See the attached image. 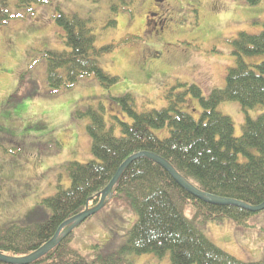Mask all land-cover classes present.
<instances>
[{"label":"trees","instance_id":"trees-1","mask_svg":"<svg viewBox=\"0 0 264 264\" xmlns=\"http://www.w3.org/2000/svg\"><path fill=\"white\" fill-rule=\"evenodd\" d=\"M45 1L18 0L17 12L26 17L25 8L36 3L41 6ZM243 1L255 5L259 0ZM8 7L7 0H0L3 39L12 37L9 24L4 26L12 18ZM35 10L36 5L27 16H39L45 23L55 18L68 48L42 54L48 64L50 88L70 87L80 76L89 74H95L104 86L114 83L115 79L101 69L97 59L111 51L115 44L95 45L97 36L91 17L65 12L59 7L53 11V16L52 9L49 11L46 6L38 9L37 16L33 13ZM232 45L235 65L228 69L226 85L223 89H214L208 97H203L195 84H179L166 91L167 105L161 109L138 111L131 96L120 98L122 109L131 117L130 122L114 116L115 121L108 123L98 110L80 112L91 118L87 130L93 158L87 162L72 160L66 163L70 184H58L56 193L39 203L49 206L50 212L44 220L29 221L32 219L26 216L9 225L0 222V252L23 256L38 251L60 225L88 207L96 206L120 166L141 152L162 156L206 193L252 205L263 204L264 112L253 118L249 109L264 106V24L258 33L240 31L232 39ZM247 56H261L262 59L250 63L246 61ZM25 77L32 80L34 75ZM40 93L33 89L28 96L34 98ZM194 98L202 105L199 118L193 111ZM224 101L239 102L245 113L239 136L235 135L233 119L218 110ZM117 126L120 134L116 133ZM166 127L169 130L166 137L154 132ZM2 128L1 125L0 139L4 136ZM113 202L129 205L137 215L125 242L117 250L105 252L96 245L95 251L83 254L71 244L72 232L43 257L29 264H134L131 256L144 254L158 259L169 256L170 264H264V258L251 262L230 255L196 224L223 225L230 220L227 223L236 228L251 227L249 220L254 213L234 205L211 204L191 195L168 171L146 156L136 158L123 171L106 205ZM189 208H192L190 216L187 215Z\"/></svg>","mask_w":264,"mask_h":264},{"label":"rangeland","instance_id":"rangeland-1","mask_svg":"<svg viewBox=\"0 0 264 264\" xmlns=\"http://www.w3.org/2000/svg\"><path fill=\"white\" fill-rule=\"evenodd\" d=\"M7 1L12 18L4 25L9 24L12 37L3 39L5 31H0V101L14 89L17 76L24 68L23 71L30 74L34 71V78L26 84L28 89H42L45 72L40 66L33 69L35 65L27 63L33 55L46 61L40 49L63 47L62 33L56 24L35 19L20 21V17L15 16L18 0ZM111 1L47 0L41 3L49 11L59 7L65 12L91 17L98 47L118 41L124 35H138L140 39L135 46L119 44L99 57L104 70L119 78L109 89L95 76L84 75L72 86L58 90L47 84L44 91L48 95L38 101L27 97L25 88L8 98L6 107L0 110L4 134L0 139V222L3 225L19 222L26 216L32 219L29 221L44 220L50 212L49 206L39 203L55 194L58 184H70L66 163L72 160L87 162L93 158L87 130L90 116L81 113L89 107L100 108L111 122L110 106L104 108L103 96L107 98L112 91L121 95L132 92L131 101L138 110L166 106L164 92L161 93V86L157 87L159 84L167 91L179 82H195L202 88L203 96H208L213 88L225 86L227 69L235 64L232 39L242 30L258 33L264 24V0L255 5L243 0H168L175 8V16L172 28L164 35L167 48L138 62L142 46L153 43L152 36L144 35L149 30L146 27L148 12L161 8L154 5L153 0H135L131 5L126 4L132 12L118 10L117 23L113 26L108 25ZM35 5L37 3L25 8L26 16ZM130 20H134L132 25ZM261 59V56L246 57L250 63H258ZM195 102L194 114L199 118L202 106L199 100ZM218 110L233 119L235 135H241L245 113L240 103L224 101ZM262 112L264 106L249 109L253 118ZM125 116L130 122V116ZM154 132L160 137L169 135L167 127ZM116 133L120 134L119 126ZM190 213L192 208L187 215ZM136 217L135 211L123 202L108 204L76 227L71 244L83 254L95 251L96 245L105 252L117 250L125 242ZM228 221L223 225L202 223L199 226L211 240L234 256L242 260L263 259L264 242L257 233L260 231L264 235V210L252 214L250 223L254 227H245L241 232ZM131 260L134 264H170L169 256L158 259L151 254L131 256Z\"/></svg>","mask_w":264,"mask_h":264},{"label":"water","instance_id":"water-1","mask_svg":"<svg viewBox=\"0 0 264 264\" xmlns=\"http://www.w3.org/2000/svg\"><path fill=\"white\" fill-rule=\"evenodd\" d=\"M146 156L153 160L154 162L161 165L165 170H167L172 177L175 179V181L185 190H187L189 193H191L193 196L202 199L208 203L215 204V205H234L238 206L247 210H250L252 212H258L264 209V203L261 205H250L248 203L238 201L231 198L226 197H220L213 194L205 193L198 188L194 187L192 184H190L177 170L176 168L171 165L165 158L162 156L151 153V152H141L138 153L132 157H130L128 160L124 162V164L120 167V169L117 171L115 177L111 180L109 185L106 187V189L103 192L102 198L100 203L93 209L87 210L80 215L74 217L73 219L67 221L65 224H63L59 230L56 232L55 236L48 241L42 248H40L37 252L32 253L30 255L24 256V257H10L6 256L4 254L0 253V261L6 262V263H12V264H27L32 261L37 260L38 258L45 255L50 249H52L57 244V239L60 234L61 229L65 225H69L68 232L71 231L74 227L79 225L81 222L86 220L90 215L96 213L103 207V203L105 201V198L111 193V190L115 183L117 182L120 174L122 173L123 169L128 166L129 163H131L133 160H135L138 157Z\"/></svg>","mask_w":264,"mask_h":264},{"label":"flooded vegetation","instance_id":"flooded-vegetation-1","mask_svg":"<svg viewBox=\"0 0 264 264\" xmlns=\"http://www.w3.org/2000/svg\"><path fill=\"white\" fill-rule=\"evenodd\" d=\"M157 4H160L159 0H155ZM161 17V19L164 20V22H159L158 19ZM173 16L172 11L170 7L167 4H163V7L160 11L157 12V15L154 17V21L151 24V33L155 37L154 43L156 45L159 44V41L162 38V35L165 33L166 29L169 27L170 24H172ZM146 47L145 50L142 51L141 57H144V59L151 55L150 53H153L156 51L154 49V46L148 45L144 46ZM162 51V50H161Z\"/></svg>","mask_w":264,"mask_h":264}]
</instances>
